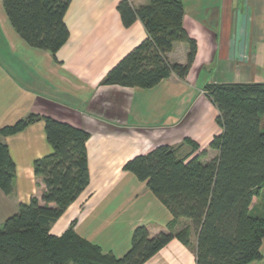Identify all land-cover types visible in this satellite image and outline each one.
<instances>
[{
	"label": "crops",
	"instance_id": "0c3cea01",
	"mask_svg": "<svg viewBox=\"0 0 264 264\" xmlns=\"http://www.w3.org/2000/svg\"><path fill=\"white\" fill-rule=\"evenodd\" d=\"M120 1L71 0L65 16L70 36L53 55L18 34L0 0V128L35 113L90 133V184L51 233L62 235L75 222L80 236L117 257L130 249L138 226L156 236L169 231L174 220L147 183L124 170L125 163L162 144L186 156L193 151L189 140L198 144L194 155L201 154L202 162L213 160L219 151L210 143L223 129L205 84L264 83V0H180L184 28L197 43L188 75L172 73L152 88L102 85L107 72L147 37L141 20L123 24ZM129 1L135 8L150 2ZM188 52V43L179 41L168 58L186 64ZM1 138L16 164V178L11 194L0 190V225L21 203L41 199L45 186L34 161L53 150L43 119ZM186 221L179 219L174 227ZM193 241L189 247L174 238L146 264H197V236ZM261 252L249 264H264V239Z\"/></svg>",
	"mask_w": 264,
	"mask_h": 264
},
{
	"label": "trees",
	"instance_id": "16d2710c",
	"mask_svg": "<svg viewBox=\"0 0 264 264\" xmlns=\"http://www.w3.org/2000/svg\"><path fill=\"white\" fill-rule=\"evenodd\" d=\"M71 0H3L18 34L32 47L55 55L67 42L70 31L65 16ZM122 22L131 26L137 19L147 37L129 51L106 74L102 85L152 88L172 73L185 78L194 62L197 43L184 28L180 0H150L135 8L129 0L118 3ZM189 45L186 64L172 63L168 54L174 44ZM206 93L219 110L222 127L210 146L219 155L209 162L193 151L179 156L178 149L162 144L127 161L124 170L146 182L149 190L168 208L174 220L170 229L151 236L138 226L132 245L122 257L80 236L75 222L62 234L51 226L90 184L87 140L90 133L58 119L31 113L0 128V190L11 194L16 164L2 136L15 134L44 120L47 140L53 150L34 161L35 175L45 191L21 203L0 229V264H146L174 238L191 247L195 231L197 264H249L262 256L263 210L253 209L254 197L264 190V83H207ZM261 213V214H259ZM188 225L173 230L179 219Z\"/></svg>",
	"mask_w": 264,
	"mask_h": 264
},
{
	"label": "rangeland",
	"instance_id": "374dc122",
	"mask_svg": "<svg viewBox=\"0 0 264 264\" xmlns=\"http://www.w3.org/2000/svg\"><path fill=\"white\" fill-rule=\"evenodd\" d=\"M261 125H262V130H264V115L261 117ZM181 152V151H180ZM180 156H181V153H180ZM256 209L257 210H260L262 209L263 210V214H264V190L262 192V195H260L259 197H257L256 199ZM261 214V213H259ZM264 216V215H263ZM188 225H191V222H181V224H177L176 227H173V230H175L176 228H178L177 231H179L180 229L188 226ZM175 226V225H174ZM3 228V224L0 225V229ZM196 237V233L195 231H191V247H194V239Z\"/></svg>",
	"mask_w": 264,
	"mask_h": 264
}]
</instances>
